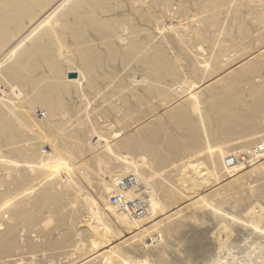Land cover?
Segmentation results:
<instances>
[{"label":"bare ground","instance_id":"obj_1","mask_svg":"<svg viewBox=\"0 0 264 264\" xmlns=\"http://www.w3.org/2000/svg\"><path fill=\"white\" fill-rule=\"evenodd\" d=\"M134 1L137 0H131L135 6L136 3L134 4ZM193 2L197 3V5L199 4L207 14L205 17L202 15L199 18H193L192 14V21L190 20L187 31L194 27L193 24H196L195 22L199 21L200 25L192 28V31L190 30L193 32V35L190 34V38H188L189 35L187 36L183 32V35H179L177 32L179 30L173 31L177 41V43L174 42L175 46L178 44L183 51L188 53V58L174 61L170 59L169 53L167 54V48L163 45L164 43L160 44L159 42L160 45L156 44L155 48L152 47L153 50L150 49V46L154 44L153 40H155L154 32L153 34L145 33L142 30L138 32L134 27L129 29L126 27L128 19L130 20L131 18L129 13L133 9L128 12L130 18H124L127 9L122 19L110 16L109 13L114 7L111 8L110 0H0V189L2 190V186H6L10 192H6L8 194L4 195L5 192L2 193L0 190V209L6 207L7 216H10L6 230L2 229L3 225L2 227L0 226V249L4 253L2 257L6 255L7 258H10V262L13 263L14 261L16 262V259L23 250L21 245L24 243L22 242L23 244H21L20 242L23 239L18 240L19 237H15L13 224L11 223L12 220L28 224H40L41 234L49 239L52 231L60 226L61 221H64L61 218L50 222L42 216L30 218L27 212V204L23 200L12 201L14 183H22L23 185V182L30 179V177L28 178L30 175L18 173L19 170L16 165L15 156L24 159L25 163L33 167L34 171L32 170V172H34L36 177H43L46 174V170L50 169L53 172L56 171L60 177L69 179L64 170L66 168L62 167V162L48 164L42 161V159L41 161H37L38 152L42 144L36 143V141H34L35 143H29V133L32 129L44 131L46 136L43 134L41 138L50 137L52 139L50 148L58 158L62 154L64 155V153L70 156L73 152H79L84 147H88L90 152L85 153H91L92 161L96 164V167H102L103 159H99V156H107L108 159H115L117 164L123 163L129 167V164L125 163L122 160L123 158H121L123 154L131 153L138 156L144 154L150 157V163H146L144 157H140L138 161L130 163L132 168H129L132 170L125 167L122 174H128L127 171L129 170L138 178L146 177L150 179L153 177V174L158 176L155 172L159 174L162 169L166 170L168 167L170 168L172 165L174 166L176 163L181 162L179 160L182 159L181 155H183L182 153L186 147L188 148L187 151L196 150L201 142V135L204 131L208 133V136L218 138V141H220L219 139L223 141L224 146H222V149L217 154L219 160L221 158L220 155L226 153V151L239 148L238 145H247L256 135L264 134V128L262 129L264 124V4L262 0H193ZM144 5L146 6V2ZM159 5L157 6L159 7ZM128 6H130V3ZM153 8L154 5L152 6ZM84 9H91L92 11H85ZM164 9L167 10L166 8ZM168 9H170L169 6ZM179 9L185 15L189 12L186 2H182ZM122 12L124 13V11ZM122 12L121 15L123 14ZM138 12V17L141 18L144 25L148 24L150 26V24H153L159 29L156 18H151L152 15L149 17V14L147 15L143 9H140ZM243 12L253 15V22L255 23L253 26L261 28L258 35L254 33L258 30L254 31L253 23L251 24L252 17L251 20H245ZM96 13L104 17H98L99 15L97 16ZM107 14H109V17ZM228 15H231L234 22H236H232L233 25H238L236 31L238 30V37L243 42L250 43L251 39L258 36L261 41L257 40L260 41L259 47L256 45L257 50H252V52L250 50L239 52L235 50L236 53L231 55L230 51L234 48L236 49V43H232L231 37L228 38L226 36L227 32L225 34L222 31V33V28L218 27L221 23V18ZM245 17L248 18V16ZM222 20H225V23L228 22L224 18ZM139 23L138 25L141 26ZM222 25L220 24V26ZM149 26L145 28H149ZM141 27L143 28V26ZM223 27L225 30V26ZM228 28L231 27L228 26ZM149 30L153 31L152 29ZM89 31L99 36L98 47H94V44V46L92 44L89 45L84 41ZM209 31H211L210 33L214 38L212 35L209 36ZM136 32L139 35L134 34ZM112 38H117L118 41L112 40ZM233 38L235 40V37ZM104 39L107 40L104 41ZM194 41V45L196 43L199 45L200 42H204L205 45V43L212 41L213 47L206 50L205 47H202L201 43V47L195 48L192 45ZM68 42L77 45L76 52L74 49L73 52L72 48H69ZM189 46L195 49L190 50L191 48L188 49ZM72 54H75L77 58L75 59ZM179 56L181 55L179 54ZM74 64L77 67H73ZM104 65H106V72L104 75H101L100 73L102 72H100L99 75L102 76L100 77L96 72H99L97 71L99 68L103 69ZM184 69L192 79L189 80L192 82L188 83V85L184 82L187 85L185 88L178 86L182 83L181 80L184 77L182 71ZM70 72H76L78 78L73 80L68 79ZM183 72L185 74V71ZM102 90L106 92L102 97L109 102L110 109L114 113L116 111L120 112L121 107L124 109V113H121L123 117L120 120L121 127L123 128L122 135L115 134L112 140H108L106 136L104 137L105 139L107 138L105 141L102 139L103 134H101L102 136L99 134L97 137L95 134H88L90 143L87 142L89 145L87 146L81 142L82 137L84 139L87 138L85 137L86 134L91 131L86 125H82L78 129L76 128L77 130L75 129L74 132L71 129L66 133H61V137L59 135V138L55 137L57 135L55 133H58L61 119L68 117L71 112L69 111L71 108L69 107V97L73 93H80V96L85 91L91 92V95L96 93L98 96ZM15 95H19L20 98H15ZM97 96H95L96 99L98 98ZM102 97L100 98L102 99ZM117 102L121 105L119 109ZM106 106H103V110ZM37 109L45 111L44 113L47 112L44 122L33 117L32 114L37 113ZM106 111L104 110L103 113ZM88 113L87 116H89ZM107 116L109 115L107 114ZM67 119L64 120H70L69 118ZM80 122H83V120H80ZM69 127L71 126L69 125ZM97 132L101 133L100 130ZM40 135L38 136L39 141ZM235 138L238 141L232 142L233 146L226 144L227 141ZM31 140L33 141L34 139L31 137ZM104 141L105 143H103ZM261 146L264 148V143ZM199 147L201 148V146ZM82 152L84 151L82 150ZM82 152H79L81 154L77 156L78 158L81 157ZM216 158L215 160H218ZM25 163L24 165L27 166ZM20 164L22 165L23 163ZM49 165L52 167L50 168ZM171 169L168 170L170 171ZM195 169L197 170V168ZM48 175H46L47 177L44 176L46 177L44 181L46 185L48 184V188L42 189L40 194H38V202L50 198L51 193L49 192L54 191H49V184L52 183L51 180L53 179ZM31 177L33 179V176ZM52 184L54 185V183ZM149 188L151 187L149 186ZM173 190L174 188H169V192H174ZM16 193H19V191ZM150 197L149 208L152 210L156 205L152 194ZM15 198L17 197L15 196ZM54 200L60 201L55 198ZM86 201L89 202L88 197ZM58 203L57 205L60 204ZM90 205L91 203H89ZM118 213L122 214L124 221L131 224H136L140 220L132 218L124 212ZM2 219L4 220V218ZM30 235L32 234L30 233ZM75 240L69 235H65L54 245L59 251L68 250L72 252L76 251L75 248H77L74 245V242L76 243ZM28 244L32 249L39 246V244L35 245L34 243ZM48 244H51L50 241ZM73 247L74 249L70 250ZM68 254L71 256L70 252Z\"/></svg>","mask_w":264,"mask_h":264},{"label":"rangeland","instance_id":"obj_2","mask_svg":"<svg viewBox=\"0 0 264 264\" xmlns=\"http://www.w3.org/2000/svg\"><path fill=\"white\" fill-rule=\"evenodd\" d=\"M122 1L123 0H110L111 8L114 6L113 10H111V12L109 13L110 16L122 19L123 15L127 12L125 14L126 16L124 15V18H130V16L132 18H130V20L128 19V23L126 24V27L128 29L134 27V29H136V31L138 32L142 30L143 32L145 31V33H155V40H153L154 44H152L153 46H150V49H152V47L155 48L157 46L156 44L160 45L164 43L163 45L165 46V48H167V54L169 53L168 55L171 56L170 59L179 61L188 58L187 52L183 51L178 44H176L175 46V43H177V41L174 37L175 33L173 31L175 30L176 32L177 30H179L177 31L179 35H183L184 33L187 34V36L189 35L188 38H190V34L193 35V32H191L192 28H194L195 26L197 27V25H200V23L199 21L195 22L196 24H193L194 27L187 31L190 20L192 21V14L194 16H192L193 18H199L202 17V15H204L203 17H205V15L207 14L199 4H195L193 0H178V2L177 0H163L164 2L162 0H140L142 2L137 0L133 2L134 4L136 3L135 6L137 7H135L132 4L131 0H124V2ZM171 1H173L172 4ZM145 2L146 6L144 5ZM182 2L187 3V8L189 11L186 14L187 16L184 13L180 12L179 6ZM129 3L130 6H128V8L127 5H129ZM262 3L264 4V0H262ZM153 5L155 9H152ZM157 5H159V7ZM168 6L170 9H168ZM164 8H166L167 10H165ZM126 9L127 11L125 12ZM140 9H143V11L147 15L149 14V17L152 15L153 17L151 16V18H156L159 29H157V26L153 24H150V26L148 24L144 25V23L141 21V18L138 17V11ZM88 10L92 11L91 9ZM129 10H131V13H129L130 16L128 15ZM122 11H124V13ZM121 12L123 13L122 15ZM111 13L114 15H112ZM109 14H107L108 17ZM96 15H99L98 17H104L99 13H96ZM251 15H249V13L247 12H243V18H245V20H251L252 17V22H248H251V24L253 23V26L255 25V23L253 22V15ZM245 16H248V18ZM222 18L228 20V22L225 23V20L223 21ZM222 18L220 24L223 25L220 26L219 24L218 27L222 28L221 32H227L226 36L228 38L231 37L230 39H232V43H236V49L234 48L230 51L231 55L236 53L235 50H237V52L244 50H250L252 52V50H257L256 48L257 46L259 47L261 41L258 36L251 39V44L248 42H243V40L238 37V30L236 31V29H238V25H233V23H236L234 22L233 17H231V15H228ZM138 22H140L139 24H141L143 28L138 25ZM146 26H149V28H145ZM223 26H225L226 31L224 30ZM228 26L231 28H228ZM164 27L165 29H163ZM253 27L254 31L258 30L254 32L256 33L255 35H258L261 28L257 26ZM149 29H152L153 31H150ZM138 32L134 34L139 35ZM210 32L211 31H209V36L212 35ZM167 33L169 36L166 35ZM88 34H86L87 39L85 38L84 41L89 45L94 44V47H98L99 36L95 35V33H93L92 31H89ZM212 37L210 38L212 41H214V37ZM233 37H235V40ZM238 38L240 39V41H238ZM114 39L115 38H112V40ZM106 40L107 39H104V41ZM115 41H118V39L116 38ZM212 41H210L211 43H205V45L204 42H200L199 45L198 43H196L197 45L195 44V46V41L193 42V44H190H192L195 48L199 46L201 47V45H203L202 47H205V49L208 50L209 48L213 47ZM95 42H97V45L95 44ZM246 43L248 44L246 45ZM67 44L72 46H69L70 49L72 48V51L74 49V51L76 52L77 45L75 43L68 42ZM244 44L246 45V47ZM191 46H189L188 49H195ZM247 47L250 49H248ZM179 54L181 56H179ZM72 55L75 59L77 58L75 54ZM104 58L106 57L104 56ZM73 67H77V65L74 64ZM97 71L99 72H96V74L102 77L101 75H104L106 72V65H104L103 69L99 68L97 69ZM183 71H185V74ZM183 71L182 73L185 78H182V83H180L178 86H183L185 88L188 83L192 82L189 81L192 79L185 69ZM99 73L101 75H99ZM185 75L187 76V78ZM185 79H188L187 82ZM184 82L187 83V85ZM193 83L196 84L195 82ZM85 92H83V94L81 93L80 96V93H73L70 96L71 98L69 97V107H71L69 111L71 112L69 113L68 117L61 119L62 124L60 123V126L62 128L59 126V129L57 131L58 133H55L57 135L54 134L55 137L57 136L59 138L61 133H66L71 129L74 132L76 128L78 129V127L82 125H86L91 131L85 136L88 139H84V137H82L81 142L83 143V145L89 146L87 143L89 142L88 134H95L96 137L99 134H103L104 136H101L105 141L107 138L105 139L104 137L106 136L108 137V140H112L115 134L121 136V133H123V128L121 127L120 120L123 117L121 116V113H124V109L121 107V105L117 102L118 109L119 106L121 107V109L119 110L120 112L116 111L114 113V111L110 109L109 102L102 97V95L106 94L105 90H102L100 94H98V96L96 93H94V95H91V92ZM95 96H97L98 98L96 99ZM99 96L102 97V99ZM14 97L17 99L18 97L20 98L19 95H15ZM103 106H106L104 107L105 111L108 109V111L110 112L108 113V111H106L103 113ZM44 112L45 111H40V109H37V113H33L32 115L34 118H38L41 122H44V119H46L45 115L47 114V112ZM87 113L89 116H87ZM107 114L109 116H107ZM118 114L119 116H117ZM67 118H69L70 120L65 121ZM80 120H83V122H80ZM69 125L71 127H69ZM263 126L262 129L264 128ZM98 130H100L101 133H98ZM102 132H104L105 134ZM204 132L206 133V131ZM204 132H202L203 134L201 135V142L199 144L201 148L199 146L198 148H196L198 152L195 149L193 151L188 150V152V148L185 146L186 148L182 153L183 155H181V158L183 160L181 158V160H179L181 162L176 163L174 166L172 165L170 168L168 167L166 170L162 169V172L159 170V174L154 171L158 176H155L153 174V177L151 178L152 180L146 177L139 178L141 181L151 187L152 198L157 209L156 207L152 208V210L151 208H149V213L146 215V217L138 220L136 224H131L124 221V217H122V214H119L110 205L108 195L118 179L124 178L128 174H133L129 170L127 171L128 174H122L124 170L123 168L131 167L132 165H130V163L138 161L140 157H144L145 162L150 163V157H147L144 154V156H138L135 154L133 155L131 153L123 154L121 158H123L122 160L125 163L129 164L128 167L123 163L117 164V161L115 159H108L107 156H99V159H103L102 167H96V164L92 161L91 153L87 154L88 152H90L88 150L89 148L84 147V149H82L84 152H82V150L79 151L82 152L81 157H77L80 156L81 153L76 151L78 154L76 152H73L72 154H70V156L69 154H66L67 156L65 155V153L64 155L62 154L61 156H59V158L61 159L60 160L58 156H56V154L51 151L50 142L52 139L50 137L41 138L43 134L46 136V133L40 129H32L29 133V143H35L34 141H36V143L38 142L42 144L39 151L40 153L38 152L37 161H41L42 159V161H45V163L48 164H52L53 162L58 164L62 162V167L66 168L64 170L66 175L69 176V179L60 177L56 173V171L53 172V170L50 169L46 170V174H44V176L49 174L48 176L53 179L51 181L52 183H54V185L52 183V185L49 184L51 187H49V191H54L49 192L51 194L50 198H46L48 200L43 199L38 202V194H40L42 189L44 190V188H48V184L46 185V182L44 181L47 176L36 177V175H34V172H32L34 168L25 163L24 159L21 158L23 160L22 161L20 157L17 158V156H15L16 165L19 170L18 173L30 175L28 176V178L30 177V179H27L25 182H23V185L22 183H14L12 190V201L23 200L27 204V212L30 218L42 216L44 217V219L50 222L59 220L61 218L64 221L60 222V226L57 227L58 230L55 229L52 231L49 239L47 237L45 238L41 234L40 224H28L25 222H17L12 220L11 223L13 224L12 227L14 228L15 237H19L18 240L23 239L22 241H20L21 244L24 243V246L21 245L23 250L21 249L22 253L18 256V258L16 257V262L14 261L12 263L10 262V258H7L6 255L2 257L4 253L0 249V264H16L17 262L18 264H37V262L38 264H264V148L261 146L264 143V134L256 135L251 139V141L247 143V145H238L239 148H234L226 151V153L220 155L221 158L219 160V156H217V154L218 151L222 149V146H224L223 141L221 139H219L220 141H218V138H212L207 135L208 133L205 134ZM39 135L40 141L38 138ZM31 137L32 139H34L33 141L31 140ZM105 141L103 143H105ZM235 141H238V139L235 138L227 141L226 144H229V146H233L231 143ZM41 142H43L44 144ZM42 147L44 148L42 149ZM49 152L51 153L49 154ZM190 152H192V155L190 154ZM89 155L91 156V158ZM121 158H119V160H121ZM215 158L219 161L215 160ZM20 163H23V166ZM24 163L27 166H25ZM22 167H24L26 171L24 168L22 169ZM49 167L51 168L52 166L49 165ZM195 168H197V170ZM168 169L171 170L169 171ZM53 173H55L56 175ZM31 176H33L34 180L31 179ZM64 179H66L67 181ZM170 187L174 188V192H169ZM1 191L2 193L5 192L4 195L10 193L6 186H2ZM18 191L19 193H16ZM14 195L17 198H15ZM87 197L89 198V202L86 201ZM54 198L60 201L54 200ZM57 203L59 205H57ZM89 203H91V207L89 206ZM4 208L0 209V226L2 227L3 225L2 229L6 230V226L8 225L10 216H7V209L6 207ZM50 208L51 210H49ZM108 209H110V211H108ZM48 214L49 216H47ZM61 214L63 215L61 216ZM64 215L66 216V218ZM2 218H4L5 221ZM30 233L32 235H30ZM65 235H69L74 240L76 239L75 241L77 244L74 242V245L77 246V248H75L76 251H72L73 253L68 250L63 252L59 251L54 245L59 242L60 239H62ZM49 241L51 244H48ZM28 243H34L35 245L39 244V246L38 248L36 246L34 249H32ZM71 249L73 250L74 247L70 248V250ZM69 252L71 256H69Z\"/></svg>","mask_w":264,"mask_h":264},{"label":"built area","instance_id":"obj_3","mask_svg":"<svg viewBox=\"0 0 264 264\" xmlns=\"http://www.w3.org/2000/svg\"><path fill=\"white\" fill-rule=\"evenodd\" d=\"M152 189L134 174L118 179L110 190L108 200L117 212H124L135 219L146 217Z\"/></svg>","mask_w":264,"mask_h":264},{"label":"water","instance_id":"obj_4","mask_svg":"<svg viewBox=\"0 0 264 264\" xmlns=\"http://www.w3.org/2000/svg\"><path fill=\"white\" fill-rule=\"evenodd\" d=\"M78 78V74L76 72H70L68 74V79L73 80V79H77Z\"/></svg>","mask_w":264,"mask_h":264}]
</instances>
